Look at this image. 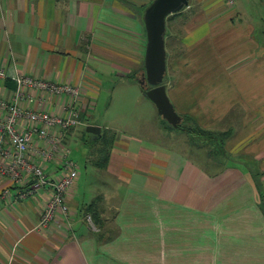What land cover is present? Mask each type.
Masks as SVG:
<instances>
[{
    "label": "crops",
    "instance_id": "obj_1",
    "mask_svg": "<svg viewBox=\"0 0 264 264\" xmlns=\"http://www.w3.org/2000/svg\"><path fill=\"white\" fill-rule=\"evenodd\" d=\"M151 1L0 0V97L16 75L78 85L80 123L61 144L73 159L97 84H134L144 69ZM169 16L165 83L181 127L140 99L146 119L114 138L104 166L92 160L90 180L76 163L68 214L46 227L49 187L0 174V264H264V0H188ZM30 93L22 107L59 112L60 97ZM32 144L48 146L35 133ZM61 160L44 163L49 177Z\"/></svg>",
    "mask_w": 264,
    "mask_h": 264
},
{
    "label": "built area",
    "instance_id": "obj_2",
    "mask_svg": "<svg viewBox=\"0 0 264 264\" xmlns=\"http://www.w3.org/2000/svg\"><path fill=\"white\" fill-rule=\"evenodd\" d=\"M233 3L235 0H228ZM5 74L0 69V77ZM16 88L11 100L0 97V174L10 177L16 182L25 178L32 179L33 188L48 186L47 198L38 227H46L56 214L64 217L68 214L65 195L68 188L78 176V166L69 157V148L61 146L65 131L80 123V108L77 101L81 93L78 85L71 83L54 82L34 76L16 75L13 77ZM56 95L62 99L59 112L51 113L46 110L22 107L20 100L24 97L32 100L31 91ZM24 120L28 127L20 124ZM49 129L54 132L49 133ZM45 140L47 147L32 146V134ZM7 141L9 147L2 145ZM32 151L36 159H30L28 152ZM62 156V173L59 176L49 177L44 170V163L51 161L55 153ZM85 220L92 229L96 223L90 213L85 214Z\"/></svg>",
    "mask_w": 264,
    "mask_h": 264
},
{
    "label": "rangeland",
    "instance_id": "obj_3",
    "mask_svg": "<svg viewBox=\"0 0 264 264\" xmlns=\"http://www.w3.org/2000/svg\"><path fill=\"white\" fill-rule=\"evenodd\" d=\"M169 48L171 50L169 62H171L175 59L173 55L175 48L173 46ZM172 49L174 50L173 52ZM101 81L102 83L97 84L96 89L93 90L90 96L92 105L90 107L91 111L84 118L85 123L82 126L83 138L76 137L70 144L71 156L81 168L83 175L85 174L82 182H85L86 179L87 181L91 179L92 160H96L97 156H100L98 155L99 150L103 146L101 138L96 141H90L91 136L85 130L87 124L93 123L101 128L107 126V128H110V136L113 135L115 139L121 138L125 134H133L134 126L138 125L142 119H146L143 110L144 102L140 103V99L148 105H153L151 100L142 95L137 80H134V84H129L125 78L107 75ZM165 81L166 78L164 79ZM137 99L139 100L137 101Z\"/></svg>",
    "mask_w": 264,
    "mask_h": 264
},
{
    "label": "water",
    "instance_id": "obj_4",
    "mask_svg": "<svg viewBox=\"0 0 264 264\" xmlns=\"http://www.w3.org/2000/svg\"><path fill=\"white\" fill-rule=\"evenodd\" d=\"M188 0H152L144 11L146 47L144 69L138 83L144 96L155 105L158 114L175 128L181 127L183 117L177 112L164 82L167 70L166 29L169 15L181 11ZM86 131L95 137L100 127L88 125Z\"/></svg>",
    "mask_w": 264,
    "mask_h": 264
},
{
    "label": "trees",
    "instance_id": "obj_5",
    "mask_svg": "<svg viewBox=\"0 0 264 264\" xmlns=\"http://www.w3.org/2000/svg\"><path fill=\"white\" fill-rule=\"evenodd\" d=\"M175 14H178L177 13H174L172 15L169 16L172 17L174 16ZM140 91L142 93V95L144 96L143 92H144V88L142 86H140ZM164 121L166 122V124L169 126V127H173L171 124H169L165 119ZM193 130L197 131H201V132H206L205 130L201 129V128H194ZM102 139V142H103V146L101 147V149L99 150V153H100V159L98 160L97 164L98 166H104L103 164L106 163L107 161V158H108V155H109V150H110V147H111V144L114 140V136L109 134V130H106L104 129L100 134L97 135L96 139L95 140H98V139ZM105 144V145H104ZM91 211V210H90ZM87 213H90V212H87ZM92 215V213H90ZM93 216V215H92Z\"/></svg>",
    "mask_w": 264,
    "mask_h": 264
}]
</instances>
